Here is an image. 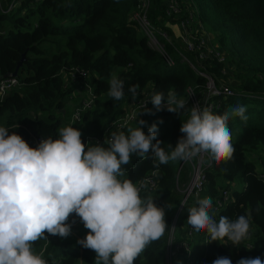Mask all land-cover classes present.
Returning a JSON list of instances; mask_svg holds the SVG:
<instances>
[{
	"label": "trees",
	"instance_id": "trees-1",
	"mask_svg": "<svg viewBox=\"0 0 264 264\" xmlns=\"http://www.w3.org/2000/svg\"><path fill=\"white\" fill-rule=\"evenodd\" d=\"M166 1L149 0L147 17L167 34L169 40L156 33L170 63L160 50L150 45L134 19L140 0H0V78L10 76L23 58L16 75L18 86L0 100V126L24 139L26 132L20 124L31 113L33 129L26 137L33 142L47 136L55 138L58 129L70 123L75 108L69 105L81 104V99L73 95L77 82L65 78L76 67L88 72L86 81L95 95L92 106L72 124L80 130L81 140L86 144L99 142L108 146L105 141L111 135L109 127L123 116L125 100L133 99L128 92L130 85L137 86V94L148 91L150 96L153 92L167 96L174 91L178 98L187 99L188 104L179 116L166 109L155 111L151 102L147 107L154 114L142 112L145 107L137 111V120L146 121L142 126L145 133L149 125L156 123L157 139L163 142L165 151H170L167 144L175 147L183 135L180 125L189 118L193 104L204 108L210 102L213 114H223L237 104L246 106V122L239 117L228 122L235 148L233 157L219 163L213 161L205 168L202 190L197 196L188 197L184 204L175 224L172 247L184 241L188 249L177 250L171 263L167 259V237L182 201L181 190L191 180V165L169 161L155 167L159 162L149 153L146 159L133 154L131 163L122 167L126 177L136 185L146 178L154 181L155 187L142 189L140 195L142 198L150 195L158 207L164 208L168 225L165 234L152 242L135 264H212L221 256L230 258L232 264L256 256L264 260V0H177L184 2L186 15L188 8L197 10L203 28L215 36L218 51L225 54L224 62L208 57L200 64L195 53L175 39L165 24ZM200 71L212 78L220 94L210 93L207 78ZM113 75L124 82L125 95L118 101L107 94ZM224 87L231 89L232 94H223ZM136 121L120 131L126 133L128 127H136ZM256 161L261 165L260 172L255 167ZM224 188L231 199L217 206L215 199ZM205 197L212 198L217 220L219 216L235 219L250 214L248 238L231 249L223 241L209 242L206 231L197 232L188 225V208ZM78 219L73 213L68 223L71 225ZM86 232L80 233L79 239ZM45 235L47 239L35 242L33 249L42 253L47 264H95V252L81 246L79 239L69 241ZM247 241L253 247H248Z\"/></svg>",
	"mask_w": 264,
	"mask_h": 264
},
{
	"label": "clouds",
	"instance_id": "clouds-1",
	"mask_svg": "<svg viewBox=\"0 0 264 264\" xmlns=\"http://www.w3.org/2000/svg\"><path fill=\"white\" fill-rule=\"evenodd\" d=\"M133 98L137 86L130 85ZM108 96L124 98V82L113 75ZM151 102L155 111L182 112L187 99L169 91L153 92L145 102V112ZM239 117L246 122V106H230L223 114H213L198 103L190 109L189 118L180 125V136L170 151L157 139L156 123L142 130L143 119L127 132H112L101 143H84L79 129L69 125L58 129L55 138H41L36 147L16 132L0 126V264H47L42 253L33 249L35 242L51 236L66 238L71 233L68 223L74 213L88 230L77 242L95 252V264H135L146 248L158 241L167 228L165 211L149 195L141 197V188L126 177L122 166L131 163L136 154L140 159H153L160 164L187 161L199 157L201 163L230 160L235 148L228 122ZM16 127L18 125L16 124ZM206 157V159H205ZM171 208V206H168ZM251 217L235 219L212 211V198L197 199L188 208L187 223L197 232L206 231L210 241H231L239 245L250 233ZM226 244V243H225ZM212 264H232L228 257H218ZM236 264H264L260 256L239 259Z\"/></svg>",
	"mask_w": 264,
	"mask_h": 264
},
{
	"label": "built area",
	"instance_id": "built-area-1",
	"mask_svg": "<svg viewBox=\"0 0 264 264\" xmlns=\"http://www.w3.org/2000/svg\"><path fill=\"white\" fill-rule=\"evenodd\" d=\"M149 6V0H140V5H139V10L135 14V20L137 21L139 27L141 30L144 32L145 36L147 37L149 43L151 46L155 47L156 49L160 50L166 59L167 62H171L170 58L166 56L164 53V46L161 43V41L158 39L156 33H159L162 35L164 38L167 40V34L163 31H160L158 28H156L152 22L149 20L147 17V10ZM165 8V14L169 17L171 16H182L184 15L185 17L181 18L179 20V27L181 28L178 30V32H174V35L176 38L180 39L181 42L185 45V48L190 51L195 53V58L196 61L202 63L203 60H206L208 57L211 58H216L218 62H224L225 61V54H222L218 51L217 46L215 48H208L206 45L205 40L202 38V30L203 25L198 19L197 15V10L195 8H188L187 10V15L185 12L183 13V8L181 7L180 3L177 0H167L164 5ZM199 25V28H196L194 25L195 24ZM205 32V31H204ZM184 60L186 59L185 57L183 58ZM187 60V59H186ZM190 65L197 70V68L190 63ZM200 75L204 76L207 78V87L209 88V91L212 95H217L220 94V92L215 88V87H210V84H213L212 78H210L206 73L203 71L198 72ZM69 76H66L65 78H69L70 81L77 82V86L80 87V89H83L85 91V96L81 100V104L77 106L72 114V117L70 119V125L75 121L80 120L81 113L90 108L93 104L95 95L93 93V90L91 86L88 84L86 81L88 77V72L82 68H73L68 72ZM82 80V82H79V80ZM66 83H68L67 79ZM19 81L16 77L13 76H5L0 78V100L4 97V95L13 87L18 86ZM214 86V85H213ZM142 93H145L146 95V100H140L137 102L138 108L142 109L145 107V102L150 100L151 96L148 94V91H144ZM141 93V94H142ZM223 94L230 95L232 94V90L229 89L228 87H224L223 89ZM150 102V101H149ZM208 110L212 109V106L209 102L208 105H206ZM137 114V110H128L125 115H123L118 121L117 124H119L120 128H123L125 125H127L129 122H131L134 118V116ZM116 122V121H115ZM113 122V124L115 123ZM110 135L106 137L108 139ZM95 142H98V139H95ZM39 139L35 140V143H39ZM206 159V157H205ZM184 162H189L191 165V170H192V175H191V180L187 186L181 190L182 192V201L177 208L175 215L173 217V221L171 223L170 231L168 233L167 237V245H168V263H171L172 258L175 256V252L179 250L180 248H184L185 250L188 249V246L186 242L182 241L180 243H176L175 247L173 248L172 246L174 245V231H175V224L177 219L179 218L181 211L184 207V204L186 203L188 197L190 196H197L198 193L202 190L203 184L205 182V177H204V169L207 168L209 165L208 164H203L201 163V159L199 157L195 158V161H192V159L184 161ZM262 180L264 182V176H262ZM141 184H146V188H141L142 189H148L152 190L155 187V183L152 179L146 178L144 181H141L137 186H140ZM231 199V195L227 188H224L221 190L220 195L215 199L216 205L217 206H223L227 201ZM216 206V207H217ZM215 207V208H216ZM78 223L81 225L83 224L80 219L76 220ZM75 221V222H76ZM74 222V223H75ZM73 223V224H74ZM189 229H192L191 227ZM227 240V238H225ZM246 245L248 247H253L250 241L246 242Z\"/></svg>",
	"mask_w": 264,
	"mask_h": 264
},
{
	"label": "rangeland",
	"instance_id": "rangeland-1",
	"mask_svg": "<svg viewBox=\"0 0 264 264\" xmlns=\"http://www.w3.org/2000/svg\"><path fill=\"white\" fill-rule=\"evenodd\" d=\"M186 1V0H184ZM181 7L184 6V2L183 1H180L179 2ZM183 8V7H182ZM172 19L176 20V21H173ZM181 19V15L178 17V16H171L169 17L168 16V19L166 20L165 24L171 29V32H172V35L175 39L177 40H180L178 38L175 37L174 32H178V30H180L181 28L179 27V20ZM196 28H199V25L196 23L194 25ZM204 29V28H203ZM205 31V32H204ZM204 31L202 30V34H203V39L205 40L206 42V45L208 46V48L212 49V48H215L216 47V38L214 35L212 34H209L206 32V30L204 29ZM210 87H214L213 84L211 83L210 84ZM149 94V93H148ZM73 95L80 98L81 100L84 98L85 96V91L83 89H80V87H75L74 88V92H73ZM150 95V94H149ZM79 99V100H80ZM80 100V101H81ZM140 100H146V95L145 93H139L135 96V98H133L132 100H125L124 102V109H125V112L123 113V115H125V113L128 111V110H140L138 108V104L137 102L140 101ZM78 106V105H77ZM76 105H74L73 103L69 105V107H73V108H76L77 107ZM138 118V115L136 114L133 118V120L131 122H129L128 124L136 121ZM118 121H116L114 124L112 123L111 126L109 127V131L112 133V132H119L122 128L119 127V124H117ZM33 124H34V120H33V116L31 113H29L22 121H21V124H20V127L22 128V130L26 133H31L32 129H33ZM26 133L24 134V140L29 144V146H37V144L35 142H33L31 139L27 138L26 137ZM28 135V134H27ZM255 167L257 168V171L260 172L261 171V165L260 163L258 164V162L256 161L255 162ZM190 175H192V171L190 173ZM85 231H88L84 225H81L80 223H78L77 221L71 225V233L69 236H67L65 239L67 240H72L75 238V240L79 239V235L80 233H84ZM170 231V229H169Z\"/></svg>",
	"mask_w": 264,
	"mask_h": 264
},
{
	"label": "water",
	"instance_id": "water-1",
	"mask_svg": "<svg viewBox=\"0 0 264 264\" xmlns=\"http://www.w3.org/2000/svg\"><path fill=\"white\" fill-rule=\"evenodd\" d=\"M22 60H23V58H21V60H19V62L17 63V68H16V70L11 74V76L16 77V75H17V70H18L19 66L22 64Z\"/></svg>",
	"mask_w": 264,
	"mask_h": 264
},
{
	"label": "crops",
	"instance_id": "crops-1",
	"mask_svg": "<svg viewBox=\"0 0 264 264\" xmlns=\"http://www.w3.org/2000/svg\"><path fill=\"white\" fill-rule=\"evenodd\" d=\"M74 223V222H73ZM73 223L71 224V225H73ZM70 225V226H71ZM83 225V224H82ZM223 243H224V245H226L227 247H229V248H231V249H233L234 248V246L235 245H232L231 244V241H227V240H225V241H223ZM226 243V244H225Z\"/></svg>",
	"mask_w": 264,
	"mask_h": 264
},
{
	"label": "bare ground",
	"instance_id": "bare-ground-1",
	"mask_svg": "<svg viewBox=\"0 0 264 264\" xmlns=\"http://www.w3.org/2000/svg\"><path fill=\"white\" fill-rule=\"evenodd\" d=\"M189 260V259H188Z\"/></svg>",
	"mask_w": 264,
	"mask_h": 264
}]
</instances>
